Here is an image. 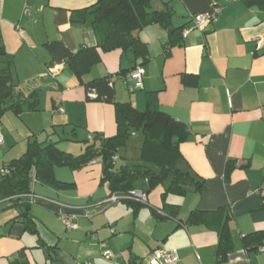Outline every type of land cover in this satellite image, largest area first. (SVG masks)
<instances>
[{
    "label": "crops",
    "instance_id": "obj_1",
    "mask_svg": "<svg viewBox=\"0 0 264 264\" xmlns=\"http://www.w3.org/2000/svg\"><path fill=\"white\" fill-rule=\"evenodd\" d=\"M168 1L175 26H192L194 15L216 7L219 12L174 45L160 24L141 29L137 34L149 50L145 62L132 50L98 48L100 61L80 78L67 60L99 40L89 22L72 17L97 0H0V43L14 59L15 81L24 93L39 95L38 109H8L0 119V177L35 141L56 142L74 155L88 143L100 145L98 135L118 131L116 104L145 110L151 93L161 110L186 127L178 167L207 185L203 193L168 194L166 202L179 205L177 211L167 208V187L161 184L148 193L147 203L111 204L105 202L111 190L102 180L101 159L78 170L57 166L56 178L73 187L35 179L19 202H0V264H149L159 248L176 250L178 264H219L218 232L186 219L192 210L222 206L233 213L226 261L264 264L258 249L264 245V6ZM164 6L163 0L154 5ZM137 66L144 71L141 85L129 75ZM187 76L196 83H186ZM22 202L30 204L36 232L20 215ZM72 215L78 226L68 229L65 216ZM107 252L111 259L104 257Z\"/></svg>",
    "mask_w": 264,
    "mask_h": 264
},
{
    "label": "trees",
    "instance_id": "obj_2",
    "mask_svg": "<svg viewBox=\"0 0 264 264\" xmlns=\"http://www.w3.org/2000/svg\"><path fill=\"white\" fill-rule=\"evenodd\" d=\"M245 1L249 5L264 6V0ZM168 3L169 1H165L167 6L157 9L153 0H97L92 7L79 10L77 12L79 18L73 16L72 21L89 22L99 42L97 46L79 49L67 60V65L82 78L100 61L98 48L103 51L132 50L136 60L145 62L149 58L148 46L137 33L151 24H160L168 30L169 44L180 43L184 30L195 26L196 15L193 16L192 26H175L174 10ZM210 20L214 21L213 18ZM13 67L14 59L4 44L0 43V119L8 109L16 112H21L25 106L33 110L38 109V92L24 93L15 81ZM185 81L196 83V77L187 76ZM116 120L118 131L115 135L109 137L98 135L96 138H100V145L88 143L84 152L79 155L62 150L52 141L30 143L21 157L11 160L5 167L8 172L0 177V202L7 199L19 202L22 196L32 192V183L35 179L56 188L73 187L74 183L56 178L55 167L67 166L72 170H78L95 159H101L103 163L102 180L108 184L110 195H125L135 189L142 190L148 195L153 188L170 179L162 196L167 208L177 211L179 205L166 202L168 194L184 196L191 190L197 193L207 190L204 179H198L189 171H183L178 167L181 159L179 145L187 137L186 127L161 110L153 94L149 93L145 110H139L128 102L117 103ZM138 132L143 136L140 162L117 166L119 150L126 147L131 136ZM233 167L234 164L230 161L227 171ZM120 201L137 202L128 199ZM19 205L20 215L24 218L26 227L36 232L30 204L22 202ZM232 217L231 208L222 206L215 210H192L186 219L187 223H201L218 232L219 253L222 255L219 262L226 261L225 255L232 249L229 227ZM258 237L261 240L262 234Z\"/></svg>",
    "mask_w": 264,
    "mask_h": 264
},
{
    "label": "built area",
    "instance_id": "obj_3",
    "mask_svg": "<svg viewBox=\"0 0 264 264\" xmlns=\"http://www.w3.org/2000/svg\"><path fill=\"white\" fill-rule=\"evenodd\" d=\"M219 12V8L216 7V9L212 13H202V14H197L195 16V27H202L204 24L207 22H210L211 18L215 19L217 13ZM190 29L188 28L184 30L183 35H186ZM143 69L141 66H137L135 69L131 70L129 75L136 80L138 84H142V79H143ZM4 144V136L1 130L0 126V147ZM3 172H8V170L5 168L3 169ZM121 199H128V200H133L137 201L140 203H147L148 202V195L142 190H131L128 194L125 195H117L113 194L110 195L105 202L107 203H116L120 201ZM65 225L68 229H74L77 228L78 224L76 222L75 216H65ZM260 251H264V245L260 246L258 248ZM104 257L107 259L112 258V254L110 252H107L104 254ZM179 261V254L176 250H167L163 248L155 249L151 254H150V259H149V264H178ZM219 264H229L227 261L224 262H219Z\"/></svg>",
    "mask_w": 264,
    "mask_h": 264
},
{
    "label": "rangeland",
    "instance_id": "obj_4",
    "mask_svg": "<svg viewBox=\"0 0 264 264\" xmlns=\"http://www.w3.org/2000/svg\"><path fill=\"white\" fill-rule=\"evenodd\" d=\"M157 1H162V0H153V4L155 5ZM163 1H168V0H163ZM142 140H143V136L141 132H138V134L136 135L134 134L131 136L128 145L126 147H123L118 153L117 166H121L123 164L133 165L140 162L139 156H140V146ZM119 155H121L122 157H119ZM168 185H169V181L161 184L159 187L161 189H164Z\"/></svg>",
    "mask_w": 264,
    "mask_h": 264
},
{
    "label": "water",
    "instance_id": "obj_5",
    "mask_svg": "<svg viewBox=\"0 0 264 264\" xmlns=\"http://www.w3.org/2000/svg\"><path fill=\"white\" fill-rule=\"evenodd\" d=\"M136 264V263H135Z\"/></svg>",
    "mask_w": 264,
    "mask_h": 264
}]
</instances>
